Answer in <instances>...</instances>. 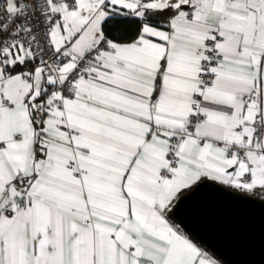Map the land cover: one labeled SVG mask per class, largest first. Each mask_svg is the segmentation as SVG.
Segmentation results:
<instances>
[{
    "label": "snow or ice",
    "instance_id": "6c2138e0",
    "mask_svg": "<svg viewBox=\"0 0 264 264\" xmlns=\"http://www.w3.org/2000/svg\"><path fill=\"white\" fill-rule=\"evenodd\" d=\"M205 190L264 207V0H0V264H226Z\"/></svg>",
    "mask_w": 264,
    "mask_h": 264
},
{
    "label": "water",
    "instance_id": "95a60500",
    "mask_svg": "<svg viewBox=\"0 0 264 264\" xmlns=\"http://www.w3.org/2000/svg\"><path fill=\"white\" fill-rule=\"evenodd\" d=\"M191 234L220 254L226 264H264V207L205 190L180 210Z\"/></svg>",
    "mask_w": 264,
    "mask_h": 264
}]
</instances>
